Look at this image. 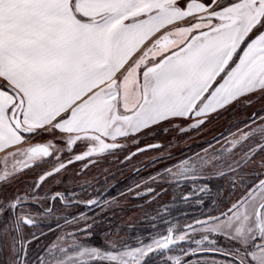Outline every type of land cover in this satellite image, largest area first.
<instances>
[{"label":"snow or ice","instance_id":"obj_1","mask_svg":"<svg viewBox=\"0 0 264 264\" xmlns=\"http://www.w3.org/2000/svg\"><path fill=\"white\" fill-rule=\"evenodd\" d=\"M260 100L264 0H0V264H264V104L198 151L144 146L172 161L144 190L174 195L143 239L93 243L95 219L68 209L116 200L46 187L73 161L135 142L128 160L146 135H185ZM177 203L193 211L173 216Z\"/></svg>","mask_w":264,"mask_h":264},{"label":"rangeland","instance_id":"obj_2","mask_svg":"<svg viewBox=\"0 0 264 264\" xmlns=\"http://www.w3.org/2000/svg\"><path fill=\"white\" fill-rule=\"evenodd\" d=\"M261 104H264V100L257 101L252 107L244 108L237 106L235 111V116L231 117L232 112L224 113L222 116H213L211 123H206L203 129L196 131H188L185 135L172 129L167 133L157 131L155 135H146L139 139L138 146L143 149L139 153L131 156L128 160H125V156L128 155L129 151L135 152V142L128 143V146L120 151H117L116 157L105 155L99 157L97 163L92 165L89 169L84 172L79 169L78 165H72L68 167L65 172L60 173L59 175L54 176V180H50V183L47 187L52 188L53 190H68L71 191L74 188L77 190L78 199L86 200L93 199L99 193H103L107 188L114 184V187L110 190L116 189L118 193L125 194L126 190L133 189V193L136 192V186H139V191L142 193H148L144 190V186L141 184V181L148 180L149 176L154 175V173L159 170L163 165L170 164L172 161L162 160L160 162H154V158L158 155L169 151L166 148L157 149H148L144 146L147 144H156L157 142H163L167 144L171 140L180 141L179 146L171 149L174 153V157L188 152L190 150H199L198 145L204 146L203 141L209 140L213 136H217L219 133H224L227 135L225 129L229 128L232 124H235L239 120H243L246 117L250 116L253 111L258 109ZM232 111V110H231ZM226 115H230L226 117ZM235 131V128H232ZM67 157V156H66ZM141 171V172H140ZM139 172L138 174H134ZM32 170H25L24 175L20 177V182L22 183L27 177L30 176ZM219 180V179H213ZM212 180V181H213ZM227 180V177L224 181ZM204 181V182H212ZM83 187V191L81 188ZM128 187V188H127ZM148 187L156 189V192H159L160 185L157 183H148ZM164 188L168 191L162 194L164 201H171L174 195V192L168 185H163ZM124 188V189H122ZM157 195L156 193H152ZM150 194V195H152ZM161 195V194H159ZM112 199V198H110ZM177 206H179L177 204ZM57 215L60 214L59 210L63 209V205L60 202H56ZM190 209V208H188ZM88 211L89 208H86L84 205H78L75 208L68 209V211ZM86 213V212H85ZM63 224V221H59ZM51 224V227L55 229L56 224L50 219L48 222ZM41 228L47 232L48 229L43 226ZM70 230V229H69Z\"/></svg>","mask_w":264,"mask_h":264},{"label":"trees","instance_id":"obj_3","mask_svg":"<svg viewBox=\"0 0 264 264\" xmlns=\"http://www.w3.org/2000/svg\"><path fill=\"white\" fill-rule=\"evenodd\" d=\"M230 112L232 111L229 110L228 113ZM230 114L231 117L235 116L233 113ZM229 116L230 115H226V117ZM138 173L139 172L135 173L134 177ZM226 181L213 180L212 182L208 183L210 184V187H212L213 191H215L217 184L226 187ZM133 189L132 191H129L131 189L126 190L125 194H121L122 191L118 193V190L116 189L110 190V192H108L102 198H114L117 202L116 204L111 205L109 208L98 206L95 209H89L88 211H85L88 216L93 217L96 221V224L93 225V243L102 241L104 234L108 232L120 237H140L143 239L147 236L148 232L151 231V225L153 223H157V221L153 220V217L156 216L157 211H161L162 214L160 205L172 204L171 201H164L162 197L163 193L161 195L142 193L138 197L135 195V193H133ZM77 190H79V188H74L69 192L76 193ZM177 204L179 206H177ZM177 204L173 205V216H176L178 213L193 211V208L188 209L189 207H185L179 203ZM165 219H167V217H165ZM89 222L91 223V221ZM81 227H83V225H81ZM129 243H132V241L130 240ZM133 246L136 245L133 243Z\"/></svg>","mask_w":264,"mask_h":264},{"label":"flooded vegetation","instance_id":"obj_4","mask_svg":"<svg viewBox=\"0 0 264 264\" xmlns=\"http://www.w3.org/2000/svg\"><path fill=\"white\" fill-rule=\"evenodd\" d=\"M116 153H117V151H114V152H112L111 154H103V155L98 156V157H93V158H92V163H89L88 158H85L84 160H80V161H73L70 165H66L65 169H62V170L60 171V173L65 172V170H66L68 167H70V166H72V165H75V164L78 165L79 169H81V170L84 172L85 170L89 169L92 165L96 164V163H97V160H98L99 157H102V156H105V155H110V156L113 155V156L116 157ZM113 156H112V157H113ZM70 158H71L70 156H67V157H66V159H70ZM50 163H51V162H49V165H50ZM49 165H42L41 168H36V167L33 166V167L31 168L32 173H31L30 176L27 177L25 180H33V179H36V173L41 172V169H42V168H43V169H47V168L49 167ZM84 165H87V168H85ZM60 173H59V174H60ZM55 175H56V174H54V175H53V178H51V179L46 178V179H47L46 187H47L48 184L50 183V180H54V176H55ZM113 187H114V184H113ZM113 187H112V188H113ZM57 191H58V192H69L68 190H67V191H66V190H57ZM109 192H110V190H109ZM100 195H102V193H101ZM76 199H78V198H76ZM80 200H82V199H80ZM80 205H83V204H80ZM46 222H48V221H46ZM41 226H43V224H42Z\"/></svg>","mask_w":264,"mask_h":264},{"label":"crops","instance_id":"obj_5","mask_svg":"<svg viewBox=\"0 0 264 264\" xmlns=\"http://www.w3.org/2000/svg\"><path fill=\"white\" fill-rule=\"evenodd\" d=\"M47 139H50V137H47V136H41L37 139V141H34V142H44L45 140Z\"/></svg>","mask_w":264,"mask_h":264},{"label":"water","instance_id":"obj_6","mask_svg":"<svg viewBox=\"0 0 264 264\" xmlns=\"http://www.w3.org/2000/svg\"><path fill=\"white\" fill-rule=\"evenodd\" d=\"M112 187H113V185L110 186L109 188H107V189L102 193L101 197L105 196V195L109 192V190H110Z\"/></svg>","mask_w":264,"mask_h":264}]
</instances>
